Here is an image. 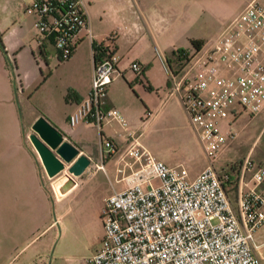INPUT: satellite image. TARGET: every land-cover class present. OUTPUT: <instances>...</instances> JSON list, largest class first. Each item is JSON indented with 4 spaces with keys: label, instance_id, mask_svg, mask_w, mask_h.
<instances>
[{
    "label": "built area",
    "instance_id": "2783aa9c",
    "mask_svg": "<svg viewBox=\"0 0 264 264\" xmlns=\"http://www.w3.org/2000/svg\"><path fill=\"white\" fill-rule=\"evenodd\" d=\"M25 10L36 15L37 40L51 42L59 60L71 56L82 34L93 39L84 0H30ZM112 37L93 45L98 55L89 90L68 116L71 125H96L101 156L104 147L114 148L103 125L113 120L127 125L117 107L106 105L107 87L120 74ZM129 66L143 70L135 60ZM167 68L169 94L182 102L206 163L190 177L183 163H166L128 131L126 154L139 166L129 163L126 185L105 198L103 237L88 263L264 264V239L256 234L264 226V164L248 153L235 181L216 166L238 134L229 119L236 117L235 106L252 115L264 108V2L248 0L216 35L197 49L177 52ZM233 184L236 204L229 195Z\"/></svg>",
    "mask_w": 264,
    "mask_h": 264
},
{
    "label": "crops",
    "instance_id": "0c3cea01",
    "mask_svg": "<svg viewBox=\"0 0 264 264\" xmlns=\"http://www.w3.org/2000/svg\"><path fill=\"white\" fill-rule=\"evenodd\" d=\"M29 1L0 0V264H46L45 252L54 236V203L76 193L79 194L78 206L81 207V178L88 170L93 172L99 167L106 169L108 164L118 179L117 167L122 164L129 146L126 133L134 131L137 134L135 126L139 123V116L137 118L136 110L138 113L142 110L137 104L131 106L124 102L114 91L116 80H120L119 75L123 76L127 67V63L123 61L125 52L121 48L125 43L130 42L133 45L137 39L146 36L156 40L164 28L161 15L139 16L136 8L141 0H115L121 3H118L120 6H115L114 0L108 3L105 0H84L93 39L82 34L71 56L62 61L58 59L51 42L37 40V32L34 30L36 15L25 10ZM120 12L123 14L120 15ZM109 34H113L111 44L119 56L117 68L120 74L116 75L107 87L106 105L117 107L127 125L123 126L116 120L103 125L102 132L114 143V148L110 151L106 148L108 157L101 158L100 154H96V151L99 152L98 140L91 136L96 125L90 121L71 125L68 116L89 90L94 67L93 45L103 41ZM37 52L42 55L48 68L54 66L61 74L69 75L65 86L70 92L62 101L55 102L49 98L46 101V109L35 110L30 98L26 97L25 89L36 78L28 77L30 72L40 65ZM159 56L164 60L166 67L168 63L172 64L176 60L175 55L160 52ZM156 58L154 54L153 62ZM139 61L143 66V77L136 78L138 81L133 85L130 83L129 86L148 90L150 84L155 82L148 72L150 64L144 58ZM156 65L160 69L159 61ZM161 68V83L165 85L167 80L170 81L164 71V63ZM11 71L19 81L16 89H13ZM169 91L170 89L167 93L163 91L164 102L171 100L173 104L179 105L177 97L169 95ZM143 105L144 109L148 110L146 104ZM262 110L264 112V108ZM39 115H44L63 132L66 139L79 148L80 152L91 158V163L81 174L74 176L65 168L53 177L47 175L27 136L31 131V123ZM263 124L264 116L262 126ZM204 165L194 172H189V176L196 175ZM66 173L72 175L74 181L68 179ZM57 188L63 192L62 195H58ZM112 192L104 197L99 209ZM102 237L103 225L100 239Z\"/></svg>",
    "mask_w": 264,
    "mask_h": 264
},
{
    "label": "rangeland",
    "instance_id": "374dc122",
    "mask_svg": "<svg viewBox=\"0 0 264 264\" xmlns=\"http://www.w3.org/2000/svg\"><path fill=\"white\" fill-rule=\"evenodd\" d=\"M105 1L108 3L113 0ZM247 1L141 0L137 8L135 7L138 9L139 16L149 17L153 14L163 16L164 28L156 40L146 36L137 39L133 45L130 42L125 43L121 48L125 52L123 61L127 63V67L123 76L118 74L120 80H116L114 91L119 98L129 105L141 106L140 113L136 110L137 118L139 116V123L135 126L136 136L153 155L168 164L182 162L189 172H194L206 163V158L196 130L190 123L187 112L178 96L169 94L177 97L179 105L173 104L171 100L164 102L165 94L163 91L165 90L167 93L171 88V83L168 80L165 85L161 83L163 63L167 78H169V73L164 60L160 59V52L172 56L171 51L174 49L193 50L191 39L206 40L211 35L218 33ZM259 1L264 2V0ZM113 2L115 6L121 4L115 0ZM119 14L123 13L120 12ZM104 23L108 25V23ZM34 30L38 32L35 26ZM154 54L157 58L153 62ZM37 57L40 65L38 64L28 77L29 79L36 78L25 89V94L34 104V109H46L47 99L52 98L55 102H59L69 94L70 89L65 86L69 75L61 74L60 70L54 66L48 68L39 52H37ZM140 58H144L150 64L148 72L155 81L150 84L148 90L129 86L130 83L132 85L136 83V78L143 77L142 71L137 73L129 66L134 60L141 64ZM157 61L161 63L160 69L156 65ZM11 74L13 89H16L19 81L12 71ZM143 104H146L148 110L144 109ZM235 111L236 117L230 115L229 119L238 134L219 154L216 163L219 170H228L234 181L237 178L238 168L248 153L256 162L264 164V136L260 134L264 116L263 110L252 115L237 104ZM7 122H9L8 118ZM91 136H95L96 141L99 139L100 132L97 127L92 129ZM104 148L106 149V147ZM96 152L99 155V152ZM126 152L122 164L117 167L118 179L115 171L108 164L106 169L99 167L93 172L91 170H88L89 173L85 172L81 178V207L78 206L80 197L76 193L54 203V236L45 252L46 264H89V257L101 242L103 224L100 216V204L114 188L120 190L126 185V178L124 177L131 172L129 163L133 165V168L139 166V162L134 161V158ZM100 157H108L106 150ZM57 193L58 195L63 194L60 188H57ZM229 195L233 203L236 204L235 187L229 189ZM256 234L261 235L264 239V226L260 227Z\"/></svg>",
    "mask_w": 264,
    "mask_h": 264
},
{
    "label": "water",
    "instance_id": "95a60500",
    "mask_svg": "<svg viewBox=\"0 0 264 264\" xmlns=\"http://www.w3.org/2000/svg\"><path fill=\"white\" fill-rule=\"evenodd\" d=\"M28 138L38 153L49 177L67 171L76 176L81 174L91 163V158L80 152L79 148L64 137L63 132L44 115H39L31 123ZM66 173L71 181L73 176Z\"/></svg>",
    "mask_w": 264,
    "mask_h": 264
},
{
    "label": "trees",
    "instance_id": "16d2710c",
    "mask_svg": "<svg viewBox=\"0 0 264 264\" xmlns=\"http://www.w3.org/2000/svg\"><path fill=\"white\" fill-rule=\"evenodd\" d=\"M203 41L204 40H202V39H191V44L193 45V47L195 48V49H197V48H199L200 46H201V44L203 43ZM0 43H1V41H0ZM2 44V43H1ZM96 48H97V50H99L100 49V47L98 46H96ZM184 49L183 48H178V49H174V50H172L171 51V53H172V55H177V52H179V51H183ZM98 55V53L96 52L95 54H94V58L96 57ZM168 58V57H167ZM168 60H169V58H168ZM232 188H234V186H230V188L229 189H232Z\"/></svg>",
    "mask_w": 264,
    "mask_h": 264
}]
</instances>
